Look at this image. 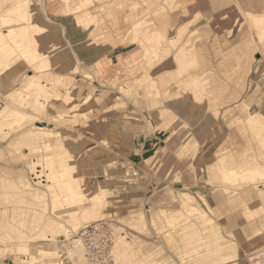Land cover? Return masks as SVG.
<instances>
[{"label": "rangeland", "instance_id": "1", "mask_svg": "<svg viewBox=\"0 0 264 264\" xmlns=\"http://www.w3.org/2000/svg\"><path fill=\"white\" fill-rule=\"evenodd\" d=\"M31 1L36 12L34 22L38 24L37 30L29 31V28H16L11 33H14L16 39L19 38V42H25L27 49H30V38H39L41 33L43 34L45 43L39 46V51H42L40 55L31 57L28 50L19 51L20 45L15 47L17 49L15 53L24 52L23 58L29 59L31 62L38 58L49 59V64H45L46 66L42 71L45 83L36 90V93L39 95L44 94V96L50 95V100L46 108L42 110V103L39 101L31 100V103L24 107L22 104L15 103L9 97L8 93L17 85L18 81L22 82L30 74L36 73L34 69L29 67V64L23 66L20 63L13 62L9 64L7 71L3 73L8 78L4 84L0 85V94H3L5 104H10L16 108L22 107L28 114L33 116L32 121L34 122H30L24 130H29L27 131L29 134H36V126H43L57 132V135H60L66 145L73 149L76 158L88 153L91 147L96 149L105 148V152L94 159V161H100L103 164L102 170L105 173L94 182L110 181L112 183L114 190L113 202L111 203V196H108L111 194L108 192L105 201H110L104 204V209H106V206L108 210H104L102 207L101 209L103 213L106 211V215L103 213V216L100 215L104 218L101 221L112 228L117 239V262L119 264H199V259L189 253L190 245L184 236V230L185 226L199 224L198 216L203 215L205 211L214 218L225 240H233L236 243L240 261L246 259L247 264H256L254 254L264 248V244H255V240L252 239L253 253L248 255L245 243L233 234L234 228L239 224L235 222L233 217L232 209L236 206L232 208L228 203V199L233 196V191L237 194L248 187L257 190L259 185L250 184L248 182L251 181L248 180L243 181L246 184L240 185H233L234 182L227 184L222 182L219 176L216 178V170L209 168L210 165L207 160L201 159V149L206 142L210 141L214 144L216 155L220 156L227 151L230 152L229 147L224 142L227 135L235 131L236 134L248 140V145L252 148V151L258 150L259 146L250 131L239 126V121L244 122L250 113L257 111L239 105L235 109L228 108L230 111L227 112V109L223 110L222 108V101H215V104H218L219 106H217L220 108L219 114H216L213 109L215 104H210L208 109L199 113L198 106L194 105L195 102L190 94L186 92L176 93L174 92L175 85L172 86L174 82L187 81L190 77L184 78V76H191L192 72L198 71L203 75L205 74L204 71H199V63V65H191L190 69L182 73L180 77L177 76L178 67L175 55L182 47L197 49L196 46L200 38L205 37L207 34L205 28H209L211 20L197 14V25L194 27L188 26L185 31L183 30L184 34L178 44L172 45L170 41L165 42L170 52L155 58L154 61L157 67L154 70H145V66L142 67L138 75L141 77L142 83L139 86H133L131 83L137 79L133 77L129 80H112L110 83L109 81L105 83V79L101 75L99 76L100 72H95L94 66L85 61L86 57H82L85 46L86 49L93 46L102 48L105 38L100 40L87 38L88 31L78 28L74 17L89 12L94 16L96 15L97 18L102 17L104 19L106 17L104 13L107 10L104 4L109 0H91L89 3L88 0H68L67 2L61 0L63 14L69 8H75L85 3L87 5L77 13L68 11L69 14L74 13L73 15L64 14L58 18L51 17L48 14L47 0ZM43 1L44 5H42ZM126 1H129L127 5L130 6L131 10L138 11L139 8L143 7L146 14H144V17L152 16L155 9L165 6L168 2V0H146L149 2L146 5L143 3L144 0ZM172 1L175 3V7L174 9L169 8L167 11H175L179 8L180 4L176 0ZM135 3H139L138 8L134 5ZM153 3L156 6L151 12L149 9ZM12 4V0H6L1 8L3 14L10 13L9 9ZM132 7L134 8L132 9ZM219 16L217 17L219 18ZM193 17H187L184 21L188 22ZM225 17L223 21H228V25L222 27H218L215 23L214 25L219 30H227L231 36L236 29H240L242 32L248 30L253 45L248 55L252 62L256 61L254 52L259 50L264 53V42H260L262 45H258L259 38L262 40L258 28L260 22L255 21L249 14L229 13ZM1 18L2 16H0ZM95 22L100 27L97 33L103 32L105 21L101 25L98 23L99 20L96 19ZM183 24L173 33L177 34ZM261 24L264 26L263 21H261ZM80 26L90 29L93 27V25ZM4 27L5 25L1 24L0 21V33H3L0 39L1 49L12 41V39L8 41L4 39V32L15 28L11 27L4 30ZM148 37V40L151 39L150 36ZM12 45L15 46V44ZM168 55H171L169 58L172 60L171 63L166 61ZM158 70H160V73L164 72L165 75L160 77L159 80H153L150 75H157ZM78 76L80 77L79 83L76 81ZM154 87L164 88L173 93L167 97L164 94L160 96L162 98L161 108L165 107L166 109L168 107L166 110H151L150 107L141 105L146 102ZM92 88L94 89L95 98L103 95V100L99 102L92 101L72 110H68V104H63V102L69 103L68 91H71L75 96L74 100L79 102V99L92 92ZM55 89H58L59 92L56 93ZM175 89L176 91L181 90L178 87H175ZM146 92H149V96ZM206 96L209 97L208 94ZM190 104L191 109H189ZM185 107L188 110H184ZM48 109L50 114L47 113ZM59 111H69V115L62 120H55L53 115H57ZM221 124L222 127H220L217 135L213 134V129ZM18 133H21V131L14 132L7 141L0 142V151L2 152L0 154V165L12 163H16L12 165H20L23 163L27 164L30 171L32 170L30 167L31 161L33 162V159L39 157L44 158L47 153L42 150L38 154H31L30 144L28 146L24 144L21 151L15 150L12 141L17 138ZM155 134H161V139L156 138ZM105 138L109 142H105L103 140ZM40 144L44 145V142L41 141ZM136 151L140 152L139 155H141V161L137 165L129 162L132 153ZM25 152L29 154L25 155ZM25 178L30 179V175H26ZM177 183L182 184L184 187H176L175 184ZM33 184L40 187L43 192H46L45 190L48 187L45 183L34 181ZM202 184L206 185L203 190L200 188ZM262 185H264V182ZM225 187L229 188L230 191ZM182 192L191 193L195 197L193 203L200 208H183L182 204L185 207L187 201L189 202L193 197L185 194L187 200L181 203L184 194ZM205 193L212 194L213 199L209 197V199L206 198L207 201L204 200ZM254 195L258 199L252 204V207H256L255 221L258 226H261L264 214L259 212L260 200L257 193ZM217 204L223 205L218 206ZM70 209L72 208L56 212L48 211V215L53 216L60 222L63 221L64 225L73 229L71 223L67 221L69 220ZM217 212L222 213V217L218 216ZM156 213L162 219L159 217L155 221L154 216ZM85 222L89 223V221ZM247 223L248 221L241 224V227L247 229ZM140 224L144 226H140ZM71 233L73 237L80 238L79 232L72 231ZM30 239L29 234L23 233L16 236V240L12 243L0 244V263L87 264V254L83 242L80 245L81 254L77 256L80 258L76 257V259L70 256L68 251V247L73 245V238L66 239V236H57L51 241L34 243H30ZM122 240H124L122 243L127 242V246L123 251L121 249ZM23 242L28 243L30 247L28 252L22 249L21 244ZM42 245L46 246L47 249L58 251L55 257L50 259L47 258L48 256L45 253H42L41 256H37V262L36 260L28 262L27 257L36 253V247ZM239 264H242V262Z\"/></svg>", "mask_w": 264, "mask_h": 264}, {"label": "crops", "instance_id": "2", "mask_svg": "<svg viewBox=\"0 0 264 264\" xmlns=\"http://www.w3.org/2000/svg\"><path fill=\"white\" fill-rule=\"evenodd\" d=\"M67 1L68 0H66V2ZM176 1L180 4L177 10L167 11V9H174L175 7V3L171 0V2L166 3L162 11L152 17L154 21L152 24L153 29L158 30L161 34L160 43L153 46L152 48L142 47L140 43L134 40V34L132 33L134 21L137 20V18L144 17L146 15L143 7H141V9L139 8L138 11H134L131 10L130 6L127 5V2L129 1L126 0H111L106 2L104 5L105 9L107 10L104 13L106 17H104L105 22L103 28L105 39L104 43H102V48L93 46L90 49H86L85 46L82 57H86L85 61L94 66L95 72H100L99 76L101 75L105 79V83L106 81H109L110 83L112 80H129V78L131 79L133 77L137 79L133 80L131 85L139 86V84L142 82L140 80L141 77L138 75L141 72V68L146 64L148 56H152L156 52H159L158 56L168 54L170 51L165 42L170 41L172 45L178 44L182 39L181 37L183 36L186 28L188 26L194 27L197 25V14L204 18L210 19L211 23L209 28H205V32L207 34L205 37L200 38L196 46L197 49H187L182 47L175 55V58L178 67V61H180L182 58L186 59V62H188L191 58L193 59L195 57V61L189 65V69L191 65H199L200 63L199 71H204L205 74L203 75L202 73L194 70L195 72H192L191 78H199L200 80H203V82L208 83L207 87L200 88V93L205 95L211 94V96L205 97L201 101H195L191 94L184 91L180 86L182 80L172 84V86L175 85L174 92L189 93L195 102V104H193L198 106L197 108L200 111L199 113H202L203 110L208 109L210 104H215V101H222V108L223 110L227 109V112L230 111L228 108L235 109L239 105H243L244 108L246 107L250 110L252 108L255 109L257 112L250 113L244 122L239 121V126L248 129L252 137L254 139L256 138L255 141L259 146L258 150L255 149L252 151V148L248 145V140H245L242 138L243 136L241 137L239 134H236V132L233 131L231 134L227 135L226 141H223L226 146L229 147L230 152L227 151L225 152L226 154L224 153L220 156L216 155L214 144L209 141L206 142V144L201 149V159L207 160L208 164L210 165L209 168L211 170H216L215 176L216 178L219 176L222 182H224L223 176L225 171H230V169L236 173H241L245 170L250 171L252 169L264 170V139L261 137L259 138V136L256 134L253 135L254 132L251 125L249 124L251 120L250 118L262 117L261 122L264 126V53L260 52L259 50L255 51L254 56L256 61L252 62L250 56L248 55L251 47L253 46L250 36L251 34L248 30H243L242 32L240 29H236V31L231 36L228 34L227 30H219L214 25V23L217 24L218 27L228 25V21L224 22L223 19H225V16L229 13L249 14L253 19L254 16L263 17L264 0ZM89 2H91V0H88V3ZM119 3H123L124 6L119 8ZM86 5L87 4L85 3L79 6L84 7ZM155 6V3L151 4L149 10L151 11ZM77 7L65 10L64 14L73 15L74 13L69 14L68 10L74 11ZM62 10L63 5L61 0H47V11L51 17L58 18L63 16L64 14ZM218 15H220V19L217 17ZM192 16L194 17L188 22L184 21L187 17L190 18ZM74 20L78 28L88 31L87 38H90L89 31L91 29L81 27L76 17H74ZM182 24L183 26L178 31V33H173L177 31ZM260 42H264V39L260 40L259 38V43L257 41L258 45H262ZM170 57L171 55H168L166 61L171 63L172 60L169 59ZM154 60L155 58L148 66V69L151 71L157 67ZM156 74L157 75L155 76L150 75V77L153 80H159L160 77L165 75L164 72L160 73V70H158ZM176 75H180L179 68L178 72H176ZM186 77L189 78L190 75H185L184 78ZM77 78L76 81L80 79L79 76ZM175 87L181 88V90L176 91ZM93 91L94 89L92 88V92L79 99V102L75 101V96L73 93L68 91L67 94L69 98H67L69 99V103L63 102V104H68V110H72L74 108L87 105L92 101L99 102L103 100V95L95 98ZM55 92L58 93V89H55ZM148 93L149 92H146V94L149 96ZM162 94L167 97L169 94L173 93L164 88L154 87L152 89L151 95L148 97V99H146V102H143L141 105H143V107H150L151 110H166L168 107H166V109L165 107L161 108L162 98L160 96ZM217 105L218 104H215L213 109L216 111V114H219L220 108L218 107L219 105ZM189 109H191V104ZM184 110H188V108L185 107ZM47 113L50 114L49 109ZM51 114L53 115V113ZM66 114L69 115V111H59L57 115H53V118L55 120H62L64 116H67ZM220 127H222V124L217 125L213 129V134L217 135ZM35 133L38 136V140L37 142L29 145L31 154H38V152L43 150L47 153L46 157L33 159V162L31 161L30 164L32 169L30 171L27 164L23 163L20 165H12L16 163L6 165L1 164L0 173L9 181L14 183H21V181L27 180V178H25L26 175H30V180L32 183L35 181L37 183L40 182L47 184L48 187L46 190H44L48 193L49 197V211L56 212L66 208H72L69 210V219L77 218L79 216L88 217L97 215L99 213L102 214V209L94 208L93 206V193L101 194L105 190H108L107 192L110 191V200L112 199V203L114 194L112 183L110 181H99L98 183H95L94 180L96 181V179L101 175L94 178L87 176L85 157L94 160L97 156L105 152V148L102 147L101 149H96L91 147L88 153L82 154L76 158L73 149H71L69 145H66L60 135H57V132H54L51 129H46L43 126H36ZM160 135L161 134H155V137L161 139ZM42 140L44 145L40 144ZM103 140L105 142H109L106 138ZM12 146L15 147L14 142H12ZM15 150H17L16 147ZM9 151L11 152V150ZM139 153L140 152L137 151L133 152L130 157L131 159L129 158V162L137 165L138 162L141 161V155H139ZM95 162L103 166L100 161ZM70 173H72V177ZM263 182L264 180L261 182H248L250 184H258L259 187L257 190L255 188L248 187L241 190L237 194H235V191H233V196L228 199V203L232 206V208L236 206L235 208L231 209L233 210L235 222L239 224L236 228H234L233 234L239 237L242 242L245 243V248L246 251H248V255L253 253L252 239L255 240V244H264V219L261 220V226H258L255 221L256 207H252V204L258 200L254 195L257 193V196L260 200L259 212L264 214ZM240 184H246V182H240L233 185ZM175 185L179 188L184 187L179 183ZM205 187L206 185L204 184L200 185L201 190L205 189ZM225 189L230 191L227 187H225ZM11 193H13L14 196L10 198L6 197L3 193H0V223H5L10 228L19 224V221L15 220L13 217V211L16 208L21 207L28 209L31 207L38 208L41 206L36 203L32 204L33 198L26 189L21 190L18 193L13 190ZM182 193L184 194L182 195L181 203L187 200V198H185V194L193 197L192 200L189 202L187 201L185 207L182 204L183 208L198 207L193 203L195 197L191 193ZM209 197L210 199H213L212 194L205 193V197L203 196L204 200L206 201L209 199ZM217 205L220 206L221 204ZM5 210L8 211L7 215L3 214ZM110 212L112 213V211ZM218 216L222 217V213H218ZM198 217L199 224L195 223L185 226L184 236L190 245V255L196 256V258L199 259V264L248 263L246 259L240 261L236 243L233 240H225L212 216L204 211V214ZM29 219H31L28 222L30 226L33 218ZM247 221V229L242 228L241 224H244ZM140 226L144 225L140 224ZM28 232H30V230ZM36 232H31L32 237L30 239V243L52 240L50 237H36ZM123 241L124 240L121 241L122 251L127 246V242L122 243ZM37 248L44 249L45 251L50 250L44 245L38 246L36 249ZM0 264H10V262H4Z\"/></svg>", "mask_w": 264, "mask_h": 264}, {"label": "bare ground", "instance_id": "3", "mask_svg": "<svg viewBox=\"0 0 264 264\" xmlns=\"http://www.w3.org/2000/svg\"><path fill=\"white\" fill-rule=\"evenodd\" d=\"M109 1H111V0H109ZM168 2H171V0H168ZM5 3H6V0H0V16H2V18L0 19L1 24L5 25L4 30H7L11 27H15V28H12L11 30H7L6 32H4V34H5L4 39H6V41H8L9 39L10 40L12 39V41H10V43H8V45L5 46L3 49L0 48V85L4 84L6 82V79L8 78V76L4 75L3 73L5 71H7L10 63H12V62L13 63H20V65H23V66H27L29 64V67L34 69V71L36 73L30 74V76L26 79H23L22 82L18 81L17 85H15V87L10 91V93H8V95L10 98H12V100L15 103L22 104V106H24V107H27L31 103V100H34L36 102L39 101L42 103V110H44L49 103L50 95H45V96H44V94L39 95L38 93H36V90H38L39 87L44 85V83H45L43 76H42V74H43L42 71H43V68H45V66H46L45 64H47V63L49 64V59L48 58H46V59L38 58V59H34V61L31 62V61H29V59L23 58L24 56H22V55L24 52L15 53L17 50L15 47L17 45H20L19 51L28 50L31 53V55H30L31 57L40 55L42 53V51L41 50L39 51V46L42 45L43 43H45L44 38H43V34L41 33L39 38H35V37L30 38L29 39V40H31L30 41L31 45H29L30 49H27L26 43L25 42H19L18 41L19 38L16 39L15 36L13 35L14 33H11L16 28H29V31H33V30L36 31L37 30L38 24H36L34 22L36 12L34 10L33 2L31 0H12L13 4L9 9L10 11L8 10L10 13L3 14L1 8ZM143 3L146 5L149 4V2L146 0H144ZM42 5H44V1H43ZM45 5H46V3H45ZM134 5H136V7L138 8L139 3L138 4L135 3ZM118 6H119V8H122L123 4L119 3ZM83 8H84L83 6H78L75 10L74 9L73 10L77 13V12H79V10H83ZM133 8L134 7H132V9ZM163 9H164V6L159 7L158 9H155L154 11L152 10L153 11L152 16L141 17V18L134 21L133 27H132V33L134 34V40L137 41L138 43H140L142 47H148V48L150 47L151 48V46H154L155 44L160 43L161 34L158 30L153 29L152 24L154 23V21H153L152 17L157 12H160ZM68 11H72V10H68ZM45 15H46V13H45ZM75 17L79 21L80 25H85V26L93 25V27L89 31V37L90 38H92L93 40H100V39L105 38L103 32L97 33L99 31L100 27L95 22L97 19V20H99L98 23L100 25L103 24L104 19L102 17L97 18L96 15L94 16L93 14H91L89 12H86L84 14H79ZM254 19L257 22H260L259 23L260 25H258V28L260 30L259 35H260L261 39L263 40L264 39V26L261 24V21L264 22V16L263 17L254 16ZM2 35H3V33H0V39L2 38ZM148 36H150L151 39L148 40V38H149ZM12 44H15V46H13ZM14 53H15V56H14ZM158 55H159V52H156V53H154V55L147 57V62L144 65L146 68L145 70L148 69V66L150 65L151 61L154 58H156V56H158ZM186 61L187 60L184 58H182L180 61H178V68H179V74L180 75L189 70V65L195 61V57L193 59L191 58L188 62H186ZM11 74H12V72H11ZM190 78H191V76H190ZM190 78L187 81H182L180 83V86L182 87V89L186 92H189L191 94L192 98L195 100L201 101L203 98L208 97L205 94L200 93L201 92L200 88L201 87H207L208 83L203 82V80H200L199 78H191V79ZM10 81H12V80L10 79ZM12 82H14V81H12ZM177 84H179V83H177ZM210 96H211V94H209V97ZM66 117L67 116H64V118H66ZM250 119H249L250 120L249 124L251 125L252 130L254 132L253 135L256 134L257 136H259V138L261 137L262 139H264V126L262 125V122H261L262 117H260V118L252 117ZM32 120H33V116L31 114H28L25 111V109H23L22 107L16 108L10 104L4 103L3 106L0 107V142L7 141L12 136V134L14 132H20V131H21V133H18L17 138L14 141H12L15 143V147L17 150L21 151L22 146L24 144H25V146L26 145L28 146L29 144L37 142L38 136L36 134H29V132H27L29 130L24 131L26 126L30 122H34ZM47 143H49V142H47ZM45 145H47V144H45ZM1 153L2 152L0 151V154ZM24 154L28 155L29 153L25 152ZM68 165H69V163H68ZM85 166H86V170H87V176H90L91 178L98 177V176L104 174V171L102 170L103 166L99 165L97 162H95L94 160H92L88 157H85ZM234 168H235V166H234ZM220 169H223V168H220ZM224 169H225V167H224ZM71 174L72 173H70V175ZM71 177H72V175H71ZM73 177H74V173H73ZM223 180L226 183L234 182L233 184H236L238 182L240 183V182H243L246 180L251 181V182L252 181L257 182L260 180H264V170L252 169L250 171L245 170L241 173H236V172L231 171V169H230V171H225V174L223 176ZM25 189L28 190L29 194H31V196L33 198L32 204L36 203V204L41 205V206H39L38 208L37 207H31L28 209H24L21 207L16 208L13 211V217L15 220L19 221V224L10 228L7 224L0 223V244L12 243L16 240V236H19L20 234H23V233H27L32 237L31 232L34 233L37 231L36 237H50L51 239H54L57 236H66V239H72L73 238V240H72L73 245L68 247L69 255L72 256L73 258H76L78 255H80L81 254L80 253V250H81L80 245L83 241L81 238L73 237L71 235L72 234L71 232L72 231L79 232L80 228L85 226V225H88L92 222H100L101 220H104V218H102L101 215L103 216V214H105L106 211H104V213L101 215L99 213V214L94 215V216H88V217L79 216L77 218L69 219L67 221H69L71 223V226L73 227V229H70V228H68V226H66V225H64V223H62L63 221L60 222V221H58V219L53 218V216L50 217L48 215V211H49L48 193L43 192L40 187L35 186L31 182L30 179H27L25 181H21V183H14L12 181H9L5 176H3L0 173V193H3L6 197H9V198L13 197L14 194L11 193V192H13V190L16 193H18L21 190H25ZM52 190H54V189H52ZM107 191L108 190H105L101 194H94L93 193L92 201H93L94 208L101 209L103 207L102 209H104V204L108 201V200L105 201L107 195L109 194ZM108 196H111V195H108ZM105 208L106 209H104V210H108L106 206H105ZM3 214L7 215L8 211L5 210ZM159 217L160 216L156 213V215L154 216L155 221ZM29 218H33L30 226H29L28 222L31 219H29ZM85 221H87V222L89 221V223H86ZM84 223H86V224H84ZM27 229H28V231L30 230V232H28ZM83 244H84L85 249H86L87 262H88V260H89L88 251H87V248H86V245L84 242H83ZM21 247L25 252H28V250L30 249V247L28 246V243H24V242H23V244H21ZM117 250H118V245H117V239L115 237L114 255H115L116 264H119L116 260ZM2 252H4V251H2ZM57 252L58 251H56L55 249H50L48 251H45L44 249L37 248L35 254L31 255L30 257H27L28 258L27 261L30 262V261L36 260L37 256L38 255L41 256L42 253H45V255H47L48 258H54L55 255L57 254ZM77 258H80V257H77Z\"/></svg>", "mask_w": 264, "mask_h": 264}, {"label": "built area", "instance_id": "4", "mask_svg": "<svg viewBox=\"0 0 264 264\" xmlns=\"http://www.w3.org/2000/svg\"><path fill=\"white\" fill-rule=\"evenodd\" d=\"M4 104V99L0 95V107ZM79 236L85 243L89 260L87 264H116L114 255L115 236L111 227L104 222H94L85 225ZM256 264H264V248L254 254Z\"/></svg>", "mask_w": 264, "mask_h": 264}]
</instances>
